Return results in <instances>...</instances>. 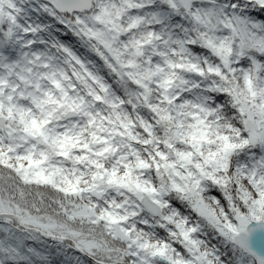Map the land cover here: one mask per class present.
I'll use <instances>...</instances> for the list:
<instances>
[{"label":"snow or ice","instance_id":"6c2138e0","mask_svg":"<svg viewBox=\"0 0 264 264\" xmlns=\"http://www.w3.org/2000/svg\"><path fill=\"white\" fill-rule=\"evenodd\" d=\"M0 264H264V0H0Z\"/></svg>","mask_w":264,"mask_h":264}]
</instances>
